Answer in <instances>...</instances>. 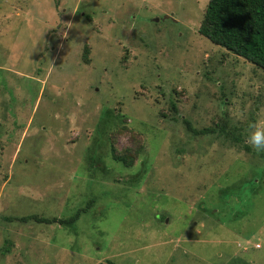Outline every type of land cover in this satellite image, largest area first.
Returning <instances> with one entry per match:
<instances>
[{
  "label": "rangeland",
  "instance_id": "1",
  "mask_svg": "<svg viewBox=\"0 0 264 264\" xmlns=\"http://www.w3.org/2000/svg\"><path fill=\"white\" fill-rule=\"evenodd\" d=\"M207 2L0 0V264H264V69Z\"/></svg>",
  "mask_w": 264,
  "mask_h": 264
},
{
  "label": "trees",
  "instance_id": "2",
  "mask_svg": "<svg viewBox=\"0 0 264 264\" xmlns=\"http://www.w3.org/2000/svg\"><path fill=\"white\" fill-rule=\"evenodd\" d=\"M198 32L212 43L264 69V0H208ZM187 126L190 128L188 124ZM114 158L125 161L123 157L117 155H114ZM81 211L84 209L77 210L74 215L67 218L31 215L19 219L59 223L74 230L75 221ZM4 249L5 252L8 251L7 247Z\"/></svg>",
  "mask_w": 264,
  "mask_h": 264
},
{
  "label": "clouds",
  "instance_id": "3",
  "mask_svg": "<svg viewBox=\"0 0 264 264\" xmlns=\"http://www.w3.org/2000/svg\"><path fill=\"white\" fill-rule=\"evenodd\" d=\"M247 142L257 153L264 152V125L250 123Z\"/></svg>",
  "mask_w": 264,
  "mask_h": 264
}]
</instances>
